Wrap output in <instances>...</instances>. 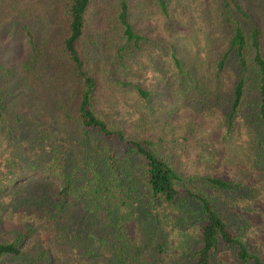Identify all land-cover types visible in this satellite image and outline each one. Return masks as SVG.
<instances>
[{
    "label": "rangeland",
    "instance_id": "1",
    "mask_svg": "<svg viewBox=\"0 0 264 264\" xmlns=\"http://www.w3.org/2000/svg\"><path fill=\"white\" fill-rule=\"evenodd\" d=\"M239 1L260 27L264 54V0ZM128 4L129 21L134 29L174 43L184 61H189L196 52L200 57L204 55L210 37L218 39L210 40L211 46L220 45L216 53L226 43L227 35L219 26L218 0H171L172 14L178 22L172 30L164 25L159 9L151 0H128ZM115 16V0H91L82 52L98 74L105 73V80L130 82L149 91L152 97L144 101L132 87L112 90L103 82L105 97L100 111L128 133L150 139L162 136L165 155L170 154L171 161L185 173L240 182L242 191L214 192L216 206L253 253L264 259V162L252 166L237 152L233 142L236 139L239 140L236 144L244 142L243 152L254 151L251 139L246 141L248 134H244L246 127L240 117L230 135L225 134L221 124L235 81L233 71L227 69L220 76L221 91L208 84L188 95L181 90L167 53L143 47L125 54L120 67L114 60L121 42ZM22 23L35 34L54 42L60 40L59 30L54 26L41 29L34 19ZM22 37L0 16V63L9 67L18 65L29 49ZM0 89L10 101L9 120L19 114L21 121L0 123V173L6 176L1 162L9 150L8 130L14 129L19 138L32 137L42 130L62 133L69 126L55 104L58 101L70 105L73 98L68 73L53 62L44 63L33 73L17 72L12 78L0 71ZM244 111L246 107L241 112ZM58 189L56 179L38 176L0 192V243L16 238L20 242V255L3 257L0 264H118L117 246L112 240L117 231H110L106 222L87 214L83 203L68 200L61 211L51 207ZM139 221L137 217L128 230L126 242L130 243V249L124 245L125 256L132 259L129 262L125 258L127 264H195L191 254L198 246V236L194 229H179L172 223L156 227L160 223L151 218L149 222L154 227L151 230L138 224ZM161 240L163 251L158 252L157 244ZM214 264L242 263L235 258L233 249L223 248Z\"/></svg>",
    "mask_w": 264,
    "mask_h": 264
},
{
    "label": "trees",
    "instance_id": "2",
    "mask_svg": "<svg viewBox=\"0 0 264 264\" xmlns=\"http://www.w3.org/2000/svg\"><path fill=\"white\" fill-rule=\"evenodd\" d=\"M115 1V27L121 40L114 55L117 65L122 67L125 54L143 47L167 53L181 90L188 95L208 84L221 91L220 76L230 69L235 81L227 105L220 106H225L221 124L225 134L230 135L240 117L246 127L244 134L249 137L246 141L251 139L254 151L243 152L244 142L236 144L239 141L236 139L233 142L237 152L250 165L253 163L252 166L264 162L263 37L252 13L239 0H218L219 26L227 35L224 47L216 53L220 45L211 46L210 40L217 42L218 39L210 37L204 55L200 57L196 52L189 61H184L174 43L134 29L129 21L128 0ZM151 1L159 9L164 25L172 30L178 22L172 14L171 0ZM90 11L91 0H0V16L15 27L29 47L17 66L0 63V71L12 78L17 72L33 73L44 63L53 62L68 73L73 98L70 105L58 101L55 104L65 125L69 126L62 133L42 130L32 137L19 138L14 129L8 130L9 150L1 162L6 176L0 173V192L38 176L56 179L59 189L50 206L61 211L68 200L83 203L87 214L106 222L110 231L116 230L112 240L116 242L118 264H127V259L129 262L132 259V256H125L124 245L130 249V243L126 242L128 230L137 217L138 224L146 229L154 228L149 222L151 218L160 223L156 227L172 223L179 229H194L198 236V246L191 254L195 264H214L223 248L233 249L235 258L242 264H264V259L253 253L244 237L234 231L223 211L216 206L214 192L242 191L244 187L240 182L185 173L171 161L170 154L165 155L162 136L150 139L128 133L100 111L101 100L105 97L103 82L112 90L113 87L121 91L132 87L144 101L152 94L121 79L105 80L104 72L98 74L90 66L82 52ZM28 19L36 20L41 29L56 27L60 40L54 42L35 34L22 23ZM9 102L0 89V123L19 124V114L9 120ZM244 107L246 111L241 112ZM162 241L157 244L158 252L163 251ZM18 242L17 238L1 242L0 259L18 257Z\"/></svg>",
    "mask_w": 264,
    "mask_h": 264
}]
</instances>
